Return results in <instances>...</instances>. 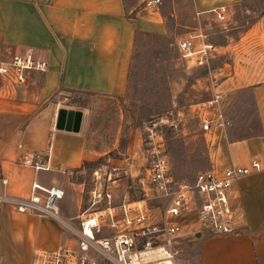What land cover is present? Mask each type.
<instances>
[{
	"label": "crops",
	"instance_id": "1",
	"mask_svg": "<svg viewBox=\"0 0 264 264\" xmlns=\"http://www.w3.org/2000/svg\"><path fill=\"white\" fill-rule=\"evenodd\" d=\"M242 2L190 0L194 24L176 41L191 34L195 46L208 43L209 22H219L211 10L225 8L220 21L225 29V25L233 22L237 6ZM135 9L129 0H0V52L7 51L9 55L30 49L34 56L46 62L44 71L29 73L24 84L28 87L22 90L25 97L16 102L14 121L0 122V131L5 134L0 140V177L5 179L1 190L18 197L28 193L31 181L42 186L58 185L63 190L58 215L66 222L18 212L11 205L0 203V259L5 264H31L42 251L57 249L65 252L66 264L74 263L79 218L86 216L88 210L103 206L98 202L88 208L90 195L82 206L83 184L70 175L83 160L93 156L85 138L89 113L80 107L76 131L56 128V110L75 107L50 102L18 125L38 99L54 92L123 96L136 32L148 29L165 33L158 12H149L145 17ZM130 13L134 18L129 17ZM216 46V54L223 52L230 56L229 71L215 90L224 95L222 107L228 102L227 95L248 89L258 122L255 131L242 135L234 133L231 127L226 129V125L220 155L212 166L244 165L254 157L260 161L261 168L251 169L231 185L229 197L235 211L233 232L195 234L197 230L193 231L199 240L194 264H264V12L255 14L236 37H227L224 44ZM17 142L23 144L22 149L16 147ZM23 149L46 150L48 167L33 169L23 165L18 159ZM102 188L110 191L113 205L122 200H135L126 194L116 198L112 187ZM190 215L194 225L193 214ZM97 221L99 234L114 230L108 226L107 215L98 216ZM189 225L182 224L181 236L187 237L192 232Z\"/></svg>",
	"mask_w": 264,
	"mask_h": 264
},
{
	"label": "rangeland",
	"instance_id": "2",
	"mask_svg": "<svg viewBox=\"0 0 264 264\" xmlns=\"http://www.w3.org/2000/svg\"><path fill=\"white\" fill-rule=\"evenodd\" d=\"M130 1L139 15L147 17L149 12H158L165 33L148 29L136 32L124 95L104 97L54 92L38 99L18 126L50 102L59 101L79 110L85 108L89 113L86 147L93 156L83 160L70 174L73 180L83 184L82 206L90 190L99 183L101 187H112L116 198L124 194L135 199L145 196L150 211L157 216L165 200L156 196L147 179L148 151L158 141L162 142L171 176L176 182L191 181L198 171L215 163L222 148L223 133H203L199 129V116L210 112L201 103L213 97L217 85L227 75L230 56L214 53L203 66H195L178 57L176 39L194 24L190 0H160L152 9L145 8L142 0ZM263 12L264 0H244L237 6L233 22L225 25V29L220 21L209 22L208 42L224 44L227 37H236L255 14ZM129 17L134 18L133 13ZM9 55L7 51L0 52V61H5ZM27 87L11 86L0 77V122L14 121L16 102L24 99L26 93L22 90ZM227 96L228 102L222 107L228 122L226 129L231 127L237 135L255 131L258 121L249 90L235 91ZM3 137L5 134L0 131V140ZM19 143L22 147H18ZM17 144L18 149L23 148L21 142ZM191 218V215H183L181 222L183 225L190 223L192 232L187 237L180 232L174 237L175 264H194L196 260L199 240L194 237L196 227ZM95 260V264L101 263L98 255Z\"/></svg>",
	"mask_w": 264,
	"mask_h": 264
},
{
	"label": "built area",
	"instance_id": "3",
	"mask_svg": "<svg viewBox=\"0 0 264 264\" xmlns=\"http://www.w3.org/2000/svg\"><path fill=\"white\" fill-rule=\"evenodd\" d=\"M160 0H144L145 8H156ZM216 20L222 21L225 8L211 10ZM193 35L187 34L176 41L177 55L181 60L195 66L207 64L217 52L213 43L195 46ZM46 62L34 56L30 49L12 52L5 61H0V77L11 86L24 85L31 71L42 72ZM224 95L215 91L213 97L202 102L210 110L199 116V129L203 133H219L228 124L222 113ZM212 135V136H213ZM22 147L21 144H17ZM18 158L23 165L33 169L48 167V152L23 149ZM145 170L147 179L162 197L165 204L157 216L150 211L146 197L122 200L117 205L111 202V193L98 183L90 192L88 208L98 202L103 206L90 209L86 216L79 218V237L73 264H95V255L101 263L111 264H175L177 251L174 237L181 231L183 215L193 214L197 231L207 233H230L235 230V211L230 202L229 191L233 181L251 169L261 168L254 157L247 164H229L221 167L210 166L198 171L191 181H174L168 158L161 141L148 151ZM5 179L0 177V203H6L15 211L59 218L58 203L63 190L51 184L42 186L31 181L29 191L24 196H10L1 189ZM99 212L96 214V212ZM118 214V215H117ZM107 215L111 233L99 234L98 216ZM63 224L66 222L63 219ZM0 264H5L0 259ZM31 264H66L65 252L42 251L33 258Z\"/></svg>",
	"mask_w": 264,
	"mask_h": 264
},
{
	"label": "water",
	"instance_id": "4",
	"mask_svg": "<svg viewBox=\"0 0 264 264\" xmlns=\"http://www.w3.org/2000/svg\"><path fill=\"white\" fill-rule=\"evenodd\" d=\"M81 111L60 107L56 110L54 126L65 130L76 131L79 127ZM196 231L195 234H198Z\"/></svg>",
	"mask_w": 264,
	"mask_h": 264
},
{
	"label": "trees",
	"instance_id": "5",
	"mask_svg": "<svg viewBox=\"0 0 264 264\" xmlns=\"http://www.w3.org/2000/svg\"><path fill=\"white\" fill-rule=\"evenodd\" d=\"M157 36H159L158 34H156ZM128 78H129V76H128ZM74 93H82V92H78V91H73ZM84 94H87V95H89L88 93H84ZM81 106H85V105H81Z\"/></svg>",
	"mask_w": 264,
	"mask_h": 264
}]
</instances>
